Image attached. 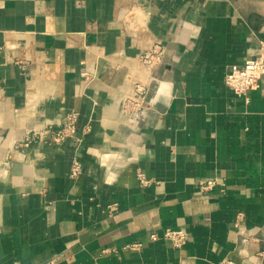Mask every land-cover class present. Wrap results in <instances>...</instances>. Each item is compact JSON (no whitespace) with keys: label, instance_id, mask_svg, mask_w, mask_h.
Returning <instances> with one entry per match:
<instances>
[{"label":"crops","instance_id":"crops-1","mask_svg":"<svg viewBox=\"0 0 264 264\" xmlns=\"http://www.w3.org/2000/svg\"><path fill=\"white\" fill-rule=\"evenodd\" d=\"M261 49L264 0H0V264H264V77L224 82ZM70 113L73 137L25 142ZM167 228L183 248L149 240Z\"/></svg>","mask_w":264,"mask_h":264},{"label":"built area","instance_id":"built-area-1","mask_svg":"<svg viewBox=\"0 0 264 264\" xmlns=\"http://www.w3.org/2000/svg\"><path fill=\"white\" fill-rule=\"evenodd\" d=\"M165 55L164 46L159 43H153L137 56V61L144 71L151 75L152 71L161 65ZM264 77V49L246 60L243 65H231L225 74V85L236 96L245 97L247 92L257 87L258 82ZM154 81L151 78L148 82L142 80L132 81L130 87L125 91L119 101V114L126 119H130L135 115L141 114L146 110L147 95L149 92L150 82ZM77 114L70 113L67 115L64 125L54 129L51 126H45L40 130L32 131L25 139L26 143H31L37 140H50L54 144L64 142L75 134V126ZM22 145H24L22 143ZM5 162L0 168V177L3 175V169L6 168ZM81 172V167L78 162H74L71 169V176H78ZM138 180L142 186L148 184L141 173L138 174ZM198 188L201 193H209L216 188L220 192L224 191V184L218 178L202 179L198 183ZM163 239L175 249H181L188 241V234L182 229L167 228L160 235L151 233L150 241ZM218 264H245L230 258L224 259ZM256 264H261L260 262Z\"/></svg>","mask_w":264,"mask_h":264}]
</instances>
